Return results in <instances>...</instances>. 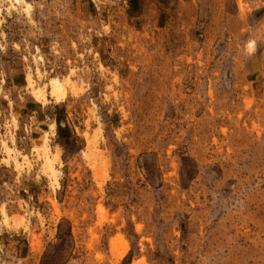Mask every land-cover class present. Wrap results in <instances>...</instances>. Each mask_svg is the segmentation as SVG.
<instances>
[{
  "label": "rangeland",
  "instance_id": "rangeland-1",
  "mask_svg": "<svg viewBox=\"0 0 264 264\" xmlns=\"http://www.w3.org/2000/svg\"><path fill=\"white\" fill-rule=\"evenodd\" d=\"M25 1L0 0V264H264V0Z\"/></svg>",
  "mask_w": 264,
  "mask_h": 264
},
{
  "label": "bare ground",
  "instance_id": "bare-ground-1",
  "mask_svg": "<svg viewBox=\"0 0 264 264\" xmlns=\"http://www.w3.org/2000/svg\"><path fill=\"white\" fill-rule=\"evenodd\" d=\"M11 2L17 3V4H23L26 5V7L29 6V3L25 0H10ZM69 79H66L64 81H61V79H58L56 77L54 78H50L49 80V88H50V94L55 96L56 98L62 97L65 93V87L69 84ZM70 86V85H69ZM71 90H73V88H71ZM34 94L39 98L40 96H43V92L40 90H36L34 91ZM50 127L53 129H55V122H52L50 124ZM93 141V140H92ZM92 141H87V149L90 152H97L95 145H94V141L92 143ZM42 149H43V168L45 169L46 172H48L50 174V176L54 179V183L56 182V178H57V170L54 167V160L56 158V155L51 156L50 154V150L47 146L46 142H43L42 144ZM7 152H11V150L8 148ZM99 210L102 211V207H99ZM3 218H6L5 213L3 212ZM124 253H122L120 255V257L123 256ZM119 258V257H118Z\"/></svg>",
  "mask_w": 264,
  "mask_h": 264
},
{
  "label": "trees",
  "instance_id": "trees-1",
  "mask_svg": "<svg viewBox=\"0 0 264 264\" xmlns=\"http://www.w3.org/2000/svg\"><path fill=\"white\" fill-rule=\"evenodd\" d=\"M56 120V129H57V133L60 135V133L62 132V131H68V127L67 126H62L61 125V123L59 122V119H55ZM58 226H61V225H58ZM58 238H60L61 239V241H63L64 242V240H63V234H65L64 236H66V237H68V238H71V231H70V228L69 227H67V229H66V231L65 232H61V231H59V228H58ZM60 258H62L61 257V255H59V256H57V258H56V260H57V262H59V260H60ZM60 264H62V263H60Z\"/></svg>",
  "mask_w": 264,
  "mask_h": 264
}]
</instances>
